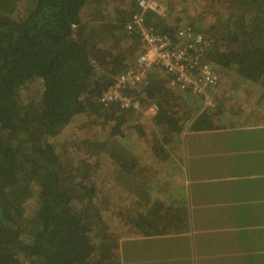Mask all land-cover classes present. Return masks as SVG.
Listing matches in <instances>:
<instances>
[{"label":"trees","instance_id":"obj_1","mask_svg":"<svg viewBox=\"0 0 264 264\" xmlns=\"http://www.w3.org/2000/svg\"><path fill=\"white\" fill-rule=\"evenodd\" d=\"M188 1L200 11L171 0L156 9L139 0H0V264H121L127 235L188 228L187 212L151 213L140 198L159 178L142 159L158 143L180 147L186 129L205 130L199 112L220 84L250 87L264 110V0ZM136 14L175 42H189L181 28L201 35L194 54L217 84L196 94L152 68L139 89L124 90L139 108L106 105L103 93L143 52L127 28Z\"/></svg>","mask_w":264,"mask_h":264},{"label":"crops","instance_id":"obj_2","mask_svg":"<svg viewBox=\"0 0 264 264\" xmlns=\"http://www.w3.org/2000/svg\"><path fill=\"white\" fill-rule=\"evenodd\" d=\"M214 92L199 112L205 130H184L174 151H139L148 152L142 167L159 173L140 198L151 213L187 212L188 228L127 235L121 264H264V110L250 87Z\"/></svg>","mask_w":264,"mask_h":264},{"label":"built area","instance_id":"obj_3","mask_svg":"<svg viewBox=\"0 0 264 264\" xmlns=\"http://www.w3.org/2000/svg\"><path fill=\"white\" fill-rule=\"evenodd\" d=\"M139 3L144 9L159 8L158 0H139ZM127 28L135 29L143 52L136 59L135 65L118 77L117 83L103 93L101 100L106 105L117 102L121 108H139V100L133 91L142 86L149 69L152 68L170 75L172 86H179L182 90L191 89L196 94L205 93L210 85L217 84L215 71L207 63L201 64L199 57L194 54V45L203 44L204 39L199 34L193 35L191 27L178 30L179 35L189 42H175L167 35L158 33L145 23L141 14H136L133 22L127 24Z\"/></svg>","mask_w":264,"mask_h":264},{"label":"rangeland","instance_id":"obj_4","mask_svg":"<svg viewBox=\"0 0 264 264\" xmlns=\"http://www.w3.org/2000/svg\"><path fill=\"white\" fill-rule=\"evenodd\" d=\"M159 1V3H161L162 5L164 4V3H162V0H158ZM164 1V0H163ZM171 1H174V3L176 4H182L183 5V7H182V9H185V12L187 13V12H190L191 13V15H193V13H195L194 11H197L198 10V8H196V7H193L191 4H190V2L188 1V0H171ZM198 11H200V8H199V10ZM190 15V16H191ZM160 70V69H159ZM161 71V70H160ZM165 77H166V79L169 81V83H170V77H169V75H167V74H165ZM80 128V127H79ZM84 130V129H83ZM83 133H85V132H83ZM135 150H138V151H140L141 149L140 148H136L135 147ZM127 231V230H126ZM118 233H122V232H120V231H117Z\"/></svg>","mask_w":264,"mask_h":264}]
</instances>
